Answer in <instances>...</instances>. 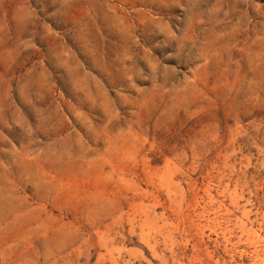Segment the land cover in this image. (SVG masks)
I'll list each match as a JSON object with an SVG mask.
<instances>
[{"label":"rangeland","instance_id":"obj_1","mask_svg":"<svg viewBox=\"0 0 264 264\" xmlns=\"http://www.w3.org/2000/svg\"><path fill=\"white\" fill-rule=\"evenodd\" d=\"M0 264H264V0H0Z\"/></svg>","mask_w":264,"mask_h":264}]
</instances>
